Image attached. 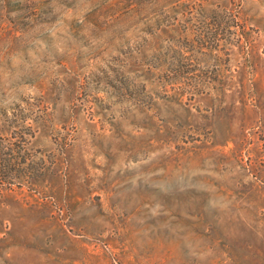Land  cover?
<instances>
[{"label": "rangeland", "instance_id": "1", "mask_svg": "<svg viewBox=\"0 0 264 264\" xmlns=\"http://www.w3.org/2000/svg\"><path fill=\"white\" fill-rule=\"evenodd\" d=\"M0 264H264V0H0Z\"/></svg>", "mask_w": 264, "mask_h": 264}]
</instances>
